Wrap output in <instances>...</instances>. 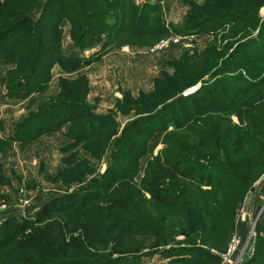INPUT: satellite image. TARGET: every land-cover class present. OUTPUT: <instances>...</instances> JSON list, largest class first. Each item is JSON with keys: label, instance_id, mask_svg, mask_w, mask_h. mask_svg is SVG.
Listing matches in <instances>:
<instances>
[{"label": "trees", "instance_id": "1", "mask_svg": "<svg viewBox=\"0 0 264 264\" xmlns=\"http://www.w3.org/2000/svg\"><path fill=\"white\" fill-rule=\"evenodd\" d=\"M40 1L0 0V61L14 66L6 81L11 97L20 92L43 94L55 64H78L62 56L63 20L69 22L70 38L81 51L103 44L97 55L136 43L125 39L150 48L172 35V26L160 20L159 4L45 0L33 19L30 14ZM212 2L207 0L198 8L186 0L190 7L184 21L186 35L210 36L211 45L200 56L167 63L172 78L180 75L201 81L195 92L185 96L172 92L175 98L159 103L153 113L141 111L142 102L136 104L126 97L116 104V110L123 113L132 106L140 115L118 134L114 118L93 113L86 102L85 77L71 82L61 79L57 95L18 122L12 137L0 138L2 152L14 142L36 141L67 125L65 136L85 144L86 152L97 159L111 145L125 143L123 155L93 183L51 198L33 218L0 222V264H141L148 252L164 257L190 255L184 264H219L209 250L226 249L236 206L264 174V102L244 113L246 131L228 118L240 99L264 91V20L259 18L264 0H227V7L215 13L209 12ZM253 31H257L253 38L243 40ZM223 47L231 51L226 58ZM197 64L205 71L194 70ZM161 80L156 79L152 93L140 94L135 100H154L163 94ZM167 117L172 118V143L146 164L136 181L138 160L145 154L139 139L146 126ZM241 155L255 158L245 157L243 166L236 160ZM170 216L188 224L179 232L172 225V246H167ZM259 231L264 232V222ZM177 234L185 235L191 245L173 243ZM246 264H264V236L256 237L253 257Z\"/></svg>", "mask_w": 264, "mask_h": 264}, {"label": "crops", "instance_id": "2", "mask_svg": "<svg viewBox=\"0 0 264 264\" xmlns=\"http://www.w3.org/2000/svg\"><path fill=\"white\" fill-rule=\"evenodd\" d=\"M44 1L41 0L37 8L31 12L30 15L33 19H37ZM190 1H198L199 4L205 2V0ZM134 2L137 6L159 4L160 20L165 25L171 26L172 24L180 25L189 10L186 0H134ZM60 27L62 56L65 59L77 60L78 64L75 66L69 62L55 64L51 69L50 81L43 94L20 92L17 96H8L6 91L7 72L12 70L14 66L8 61H0V138L12 137L18 122L29 113L36 112L47 98L57 95L60 91L59 81L61 79L71 82L78 77H85L89 90L86 102L92 108L93 113L111 115L117 123L119 119L124 118L116 110L118 102H122L126 97L136 99L140 94L152 93L155 81L161 77L162 73L172 74V68L168 67L167 63L172 61V55L175 52L169 54H167L168 52L165 54L150 52L147 46L135 43L111 47L97 55L102 47L101 44L93 49L81 51L70 38L71 26L69 22L63 20ZM198 37L211 39L207 35H198L195 40ZM179 55L180 53L176 57ZM66 129L67 125L61 131L42 135L36 141L14 142L0 152V194H11V190L6 189L10 184L13 188L15 171L24 173L26 172L25 169L30 167V170L33 171L32 175L38 178H34L35 180L52 184L50 181L52 174L47 177L42 174V170L49 169L46 164L51 163V159L55 156L57 158L52 161H60L56 170L61 169V167H64L65 170L75 167L80 160L81 146L65 136ZM18 175L15 178L19 183ZM29 176L25 173L23 178L29 181ZM35 180L27 184L25 189L35 190ZM54 186L63 189L59 183ZM65 190L63 189L64 192ZM38 191L40 190L37 189L34 192Z\"/></svg>", "mask_w": 264, "mask_h": 264}, {"label": "rangeland", "instance_id": "3", "mask_svg": "<svg viewBox=\"0 0 264 264\" xmlns=\"http://www.w3.org/2000/svg\"><path fill=\"white\" fill-rule=\"evenodd\" d=\"M210 1L212 2L213 0ZM206 2L207 0H205V2H203L202 4H199L198 1L194 3L196 7L200 8L204 4H206ZM216 2L215 1L212 2L214 6L212 8H209L210 10L209 12L215 13L221 7L223 6L227 7L228 5L227 0H216ZM259 18L260 20H264V7H262L259 10ZM185 19L180 25L172 24L171 36L173 38L179 37L180 38L179 43L173 45L169 49H164L157 52L159 54H165L167 52H168L167 54H169L171 52H175L174 55H172L171 63L178 62L180 58H182L183 56L188 58L196 55L198 56L202 55V51L208 46H210L213 40L212 37L211 39L198 37V39L195 40L196 36L186 35V29H185L186 26L184 24ZM256 32L257 31H253L252 33L248 34L243 38V40L253 38L256 35ZM220 34L221 33H219L218 36H220ZM130 41L138 43V41L134 39H125V42H130ZM149 41L151 40L148 39L147 42L149 43ZM160 41L161 40H158L157 42L151 41L152 43L154 42L151 45V47L156 46ZM234 43L235 42H233V44ZM102 45L103 44L101 43V46ZM223 51H224V47L221 52ZM230 52L231 51L229 47H227L222 55H224V57L226 58L230 54ZM179 53H180L179 57H176ZM194 70L205 71V69L203 68V66H201V64H197ZM164 73L166 74L161 76L162 80L160 84L161 90L164 92L163 94L159 93L157 98H155L154 100L143 99L140 101V99L139 100L134 99V102H136V104L137 103L139 104L140 102L144 104L143 107L141 108V111L147 113H153L158 109L157 107L159 103L165 101L168 103L175 98L176 95H173L172 92L177 93V91H179L178 93L179 96H185L195 92L201 85V81H195V79L193 78H187V77L180 78V75L172 78V74L167 72ZM222 86H226V85L222 84ZM263 92H264L263 90L259 91L255 95H252L254 94V92H252L248 95V97L242 98L237 102V106H236V110L234 111V114H231L228 117L230 122L234 126L238 127L242 131H246L247 126L245 124L246 118L244 113L250 112L254 106H257L259 104L260 101L264 102ZM259 93L260 95L258 96ZM252 96H256V97L261 96V99H258L256 97L252 98ZM120 114L124 118L119 119V121H117L118 134L122 131V129L126 126V124H128V122H131L136 117H138V115H140V112L136 108L130 106V109H126L125 111L123 110V113L121 112ZM223 124L226 125L227 124L226 121H224ZM145 129H146L145 134L139 139V143L141 144V147L144 148L145 146V154H143L138 160V167L135 175L136 181L141 179L146 164L149 161H152L154 158H156L161 153L162 149L165 147V145L168 142L172 143V118L171 119L170 117L164 118V120H162L160 123H156L154 126H146ZM150 131L153 132L152 136L147 138V134ZM261 142L264 144L263 141ZM80 146H81V151L79 154L80 160L79 163L75 165V168L79 167L78 171H73L74 169L73 170L70 169L71 171L68 169L65 170L63 169L64 167H61V169L56 170V168L58 167L57 164L60 163V161L59 162L52 161L57 158L55 156L54 158L51 159V163L46 164L49 167V169L44 171L42 170V174L46 175L47 177L48 176L50 177V175L52 174L50 177V181H52L51 183L54 185H57V183H59V185L62 186L64 190L65 189L68 191L76 190L81 186L91 184L95 180H97L103 174V172L111 165L113 160L119 158L120 155H123L124 152L123 147L125 146V143H123L118 147L111 145L109 147L108 152L104 156L98 159L92 157L90 154L86 152L85 144L80 143ZM49 155L51 157L50 153ZM53 155H55L54 152ZM245 157L246 156L241 155L236 160L240 162V165L242 164L244 166L245 163H242V161L243 159H245ZM246 158H250L252 160L253 158H255V156L250 155V157H246ZM30 169L31 167L29 169L28 168L25 169L26 172L24 173H18L17 171H15L14 179H13V188H11L12 184H10L7 186L6 189V190H11V194L8 193L0 194V196L2 197V198L0 197V222L9 218H15V219H20L23 217L33 218V216L36 214L38 209L44 203H46L48 199L64 193L63 189L57 188L50 183L47 184L44 183V181L35 180L38 178L32 175L33 171ZM80 172L82 178L80 177L79 180L77 179V176L79 175ZM25 173L30 175L29 181H26L23 178ZM16 175L19 176L20 179L19 183L16 181L15 178ZM63 176L65 177V180L62 179ZM32 180L36 181L35 190L38 189L40 191L34 192L35 190L28 188L25 189L26 185L30 184ZM22 189H24L25 191H23ZM1 190L3 191L4 189L2 188ZM250 192L253 193V198L249 208L246 209V204H245L248 194L245 195L244 199L240 203H238V205L235 208L233 229L229 236L226 249L224 251H218L212 249L209 250L210 253L217 256V258L219 259V264H246L253 257L256 237H258L259 235L264 236V232L259 231L260 224L264 222V174L260 176L253 183L248 193ZM38 205H40L39 208ZM170 218L171 220L168 223V227H167L168 234L166 235L170 236L171 241L167 246H172V225L174 226L176 231L179 232L181 227L185 229V226H187L188 224L186 223V221L185 223L182 222L181 219H179L176 216L175 217L170 216ZM173 243L177 244L178 246L191 245V243L188 240H186L185 235H178V234L174 238ZM259 257L262 259L263 255H259ZM189 258L190 255L172 257V253H171L170 256L164 257L162 255H159L157 252H148L145 253V255L141 258V264H184L189 260Z\"/></svg>", "mask_w": 264, "mask_h": 264}, {"label": "built area", "instance_id": "4", "mask_svg": "<svg viewBox=\"0 0 264 264\" xmlns=\"http://www.w3.org/2000/svg\"><path fill=\"white\" fill-rule=\"evenodd\" d=\"M179 40H180L179 37L173 38L172 36H170L168 38L161 40L156 46L149 48V51L150 52H159L160 50L169 49L173 45L178 44Z\"/></svg>", "mask_w": 264, "mask_h": 264}, {"label": "water", "instance_id": "5", "mask_svg": "<svg viewBox=\"0 0 264 264\" xmlns=\"http://www.w3.org/2000/svg\"><path fill=\"white\" fill-rule=\"evenodd\" d=\"M252 198H253V193L250 192V193L248 194L247 199H246V202H245V204H246V209H248L249 206L251 205Z\"/></svg>", "mask_w": 264, "mask_h": 264}]
</instances>
